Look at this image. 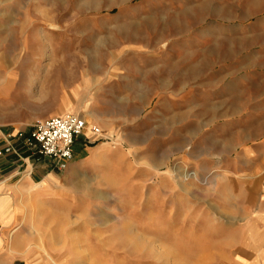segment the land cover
Returning a JSON list of instances; mask_svg holds the SVG:
<instances>
[{
  "label": "rangeland",
  "instance_id": "rangeland-1",
  "mask_svg": "<svg viewBox=\"0 0 264 264\" xmlns=\"http://www.w3.org/2000/svg\"><path fill=\"white\" fill-rule=\"evenodd\" d=\"M64 113L37 264H264V0H0V125Z\"/></svg>",
  "mask_w": 264,
  "mask_h": 264
},
{
  "label": "crops",
  "instance_id": "crops-1",
  "mask_svg": "<svg viewBox=\"0 0 264 264\" xmlns=\"http://www.w3.org/2000/svg\"><path fill=\"white\" fill-rule=\"evenodd\" d=\"M29 130L30 127L0 125V149L11 144L17 152L0 155V264H37L26 251L17 225L25 216L26 202L47 195L49 182H54L57 174L50 161L33 155L17 136L19 131ZM254 222L257 227H264V209L257 213ZM253 264H258V260Z\"/></svg>",
  "mask_w": 264,
  "mask_h": 264
},
{
  "label": "built area",
  "instance_id": "built-area-1",
  "mask_svg": "<svg viewBox=\"0 0 264 264\" xmlns=\"http://www.w3.org/2000/svg\"><path fill=\"white\" fill-rule=\"evenodd\" d=\"M86 122L78 114L64 113L38 119L31 124L30 130L25 133L19 131L17 136L22 138L23 145L33 155L51 162L54 169L64 171L73 161V147L75 141L82 136ZM94 136L100 135L97 127L91 128ZM17 153L11 144L0 149V155Z\"/></svg>",
  "mask_w": 264,
  "mask_h": 264
}]
</instances>
